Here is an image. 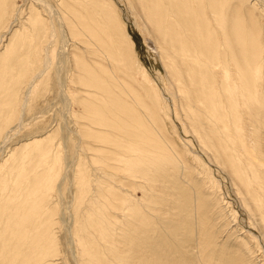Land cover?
I'll use <instances>...</instances> for the list:
<instances>
[{
    "label": "bare ground",
    "instance_id": "bare-ground-1",
    "mask_svg": "<svg viewBox=\"0 0 264 264\" xmlns=\"http://www.w3.org/2000/svg\"><path fill=\"white\" fill-rule=\"evenodd\" d=\"M32 1L47 20L29 6L13 26L6 18L10 0H0L6 31L0 44L7 40L0 129L17 111L20 132L25 105L53 68L62 102L57 131L66 135L54 143L47 132L2 156L1 168L11 166L0 185L13 183V191L9 200L0 194V264H58V222L75 264H188L181 238L199 206L184 153L169 138V111L201 156L230 179L241 207L264 223V9L257 4L264 0H123L146 46L159 55L165 83L141 66L113 0H58L59 12ZM16 8L11 15L18 17ZM69 39L74 68L62 79ZM11 56L12 71L5 62ZM19 59L29 71L24 82ZM164 197L170 200L161 207Z\"/></svg>",
    "mask_w": 264,
    "mask_h": 264
},
{
    "label": "rangeland",
    "instance_id": "rangeland-1",
    "mask_svg": "<svg viewBox=\"0 0 264 264\" xmlns=\"http://www.w3.org/2000/svg\"><path fill=\"white\" fill-rule=\"evenodd\" d=\"M43 1L49 3L59 12L58 10L59 3L57 2L58 0H48L49 2L47 0H43ZM113 1L118 6L117 7L118 9L116 8V10L120 15L119 16L120 20L126 23L127 26L126 28L129 31L134 41L135 52L138 55V59L140 61L141 66L148 69L153 80L154 79H156L157 81L162 80V83H165L167 81V75L160 61L159 55L151 51L153 50L152 46H148V45L146 46L140 32L137 30L136 27H134V23H135L134 13L127 10L123 0H113ZM257 4L260 5L262 9H264L263 4H261L258 1ZM14 6L17 7L16 10L18 11L17 13H19L18 17L17 15L14 16V14L13 16L11 15L12 8ZM29 6L30 7L33 6L36 9L37 8L39 9L38 5L36 3H33L32 0H10L8 7L9 11L7 12V16H6L7 20H9V22L14 21L15 23L13 26L18 25V20H21L22 18L21 14L24 17H26V15L28 14L30 8ZM39 12L46 21L47 14L46 13L43 14L41 8L39 9ZM9 13L12 16L11 20H10L11 16H9L8 18ZM261 21H259V23H261V25L264 26V19ZM57 24L58 23L56 21H53V27L56 32L59 29V25ZM3 27L4 25L0 28V33L6 32L2 29ZM12 29L14 31L17 30L16 27H13ZM6 38H8V36H6ZM3 39H4L3 43L0 44V54L3 52L2 49L7 42L5 38ZM66 47H67V51L70 52L69 54L70 59L68 60V62H66L67 65L65 64L67 66V67L65 66L66 69L64 70L65 72H63V74L61 73L62 79L64 78L66 79L67 76L69 77L74 68V63L71 54L74 53V50H72L74 44L72 43V41H70V39L67 40ZM25 56H26L25 54H21L22 58H24ZM49 57L51 58V55H49ZM16 60L17 59L16 58L14 59L13 56L5 59V62L7 64L8 63L10 64L9 70L12 71L11 66L15 64L14 61ZM18 68L20 74L19 75L20 81L24 82L25 78L23 77V75L25 74V72H29V71L22 70L24 69L22 60L20 61ZM49 73H50L48 78L49 80L40 83V85L34 88L30 101L25 105V115L23 116L24 125L23 128L20 130V132H18V130L16 129L17 125L19 124L18 123L16 125L17 121H15L18 120L17 111L14 116L7 117V125L4 126V128L0 129L2 130L0 131V145L3 143L5 138H7V142L4 145L5 147L3 146L4 147L3 152L0 153V176L2 177L5 176V173L8 170H10V166H11L10 163L7 162L8 165L6 164L7 165L6 166L4 164L5 166L3 165V168H1L2 166L1 163L3 161L2 156L5 160L11 154V151H13L16 148L17 145L23 144L25 140L28 139L30 140L34 137H39L43 134L45 135L47 132H48L47 134H51V133L53 134L52 140L54 141V143L61 142V138L65 137L66 135L65 132L59 133V131H57L58 127H60L61 124V122H59L60 120L59 110L62 108L61 106L62 102H61V98H59L60 94L58 90V84L56 81L55 70L51 68L49 70ZM17 103L19 102L17 101L16 106L15 105H14L15 107L13 106L14 109H17L20 106ZM74 111L75 113L78 112L80 113L81 109L78 106H75ZM172 114H173L172 111L171 112L169 111L170 118L167 119V122H169L168 123L169 138L170 141L174 142L173 146L175 145L174 147L181 154L184 153L182 154V158L184 159L182 163L185 161L184 162L185 165L183 164V166L184 167L186 166L185 167L186 170H188V168L190 169L188 170V174L192 178V180L190 179V181H192V185L195 188L197 201H198L197 205L199 206V209L196 212V216L198 217V219L193 223H191L190 225L186 226L184 230L185 234L181 238V240L185 241L186 243V244L184 243V246H186L185 252L187 254L184 253L185 255H183V257L185 256L187 257V259L185 257L184 259L187 260L188 264H199L200 262L201 264H264V223L262 224L261 218H259L257 215H255V218H252L250 213H248L249 211L241 207L242 201L239 200V198L237 197L236 189L234 188L233 185L230 184L232 183L229 181L230 179L228 180V177L224 173H222L218 169H215L216 168L215 166H211L213 164H210L208 160H205L204 157L201 156V154L199 153V148L196 145L193 138L190 136H186L183 133L179 122L176 121V119ZM65 120H66L65 125H67L69 129L72 130V126L69 125L70 121L68 119ZM174 125L175 128L173 127ZM10 128H12L11 131ZM3 130L4 131L7 130L4 136L2 135L3 134L2 132H4ZM70 140H72V143L71 145L68 146V154H67L69 160L73 158L74 150L72 144L76 142L74 137H72ZM44 143L42 144L43 146L45 145ZM194 157H197L198 161H200L201 163L196 162ZM207 161L209 164L207 163ZM28 168H32V166H29ZM25 171L27 170H23V172ZM197 172L200 174H198ZM7 183L0 185L1 186L0 194L4 195L3 196L4 199L9 200L10 197H12L9 194V191L11 192L13 183L10 182L9 184ZM217 183L218 186H216ZM68 187H69V183H66L65 188L67 189ZM71 190L72 192H74V188ZM46 198L47 196H42L39 200L46 201L47 200ZM166 200H170V198L164 197L161 199L160 202L161 207L167 203ZM161 207H159L161 209V212H167L166 208H161ZM159 223L160 225H162L160 221ZM54 230L57 237V240L55 241L58 248L57 251H59L61 255L60 257H58L59 254L57 253L56 263L61 264L63 262L62 264H75L69 250H67L68 247L66 244L67 242L66 234L64 233L63 228L59 224V222ZM163 235L164 234H162V236ZM163 237L166 240H168L167 235H164ZM162 242H167V246L169 247V249L172 248L176 252H180V254H182L181 248L177 246V244L175 243V241L171 236L168 241H164L162 239ZM180 254L179 255L177 254L178 258L181 256Z\"/></svg>",
    "mask_w": 264,
    "mask_h": 264
}]
</instances>
